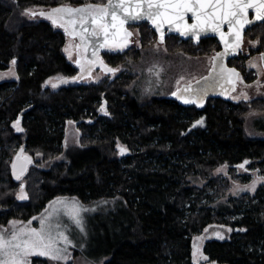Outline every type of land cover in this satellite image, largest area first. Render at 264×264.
<instances>
[{
  "label": "trees",
  "instance_id": "obj_1",
  "mask_svg": "<svg viewBox=\"0 0 264 264\" xmlns=\"http://www.w3.org/2000/svg\"><path fill=\"white\" fill-rule=\"evenodd\" d=\"M106 1L0 0V70L13 66L18 75L0 80V228L13 220L34 222L61 197L116 202L118 212L92 226L99 252L108 255L104 264H264V182L254 192L227 197L234 182H252L253 171L264 177V99L211 98L200 108L171 95L140 96L134 91L139 73L128 69L98 82L61 83L77 78L85 60L68 58V31L60 23L30 19L25 11ZM140 27L144 48L104 52L108 67L141 59L155 35L148 23ZM247 35L260 37L264 50V22ZM201 44L169 50L220 49L212 37ZM241 57L231 60L240 69ZM57 75L59 85L46 84ZM204 114L206 126L193 127ZM68 120L78 123L84 148L52 161L64 150ZM28 154L41 159L17 179L13 162ZM42 161L51 164L42 167ZM222 165L228 174H215ZM23 183L25 200L17 196ZM212 225L232 233L206 240L198 262L194 239ZM29 262L63 264L40 255ZM67 264H76V256Z\"/></svg>",
  "mask_w": 264,
  "mask_h": 264
},
{
  "label": "rangeland",
  "instance_id": "obj_2",
  "mask_svg": "<svg viewBox=\"0 0 264 264\" xmlns=\"http://www.w3.org/2000/svg\"><path fill=\"white\" fill-rule=\"evenodd\" d=\"M28 10L39 13L42 10H48V8L44 6L28 8L25 11L27 16L30 19H35L39 18L40 15L37 14L36 16H32L31 12ZM63 28L66 29L65 26H63ZM134 31L136 33V38L134 40L135 47L144 48L141 47V37H143L141 29L136 27ZM171 46L177 47L176 44L173 45L172 42L168 44L159 43L157 40H153L150 46L142 49L143 54L141 59L137 61L129 60L127 62L128 64L126 65H118L117 68L119 71H117L115 74H108L109 72H104L101 69H95L91 73L84 75L79 81L85 83L98 82L106 76L114 77L120 74V72L128 69L139 73V79L134 86V91L136 94L140 96H151L154 94L171 95L181 85V83L193 81L205 74L210 68L213 54L217 50L214 46H211L213 48H209L207 50H201V48L197 47L193 53L182 48L178 51L171 52L169 50V47ZM244 49L245 50L242 54L241 60L238 62V64L241 66L240 83L238 90L232 97H238L237 100L239 101H249L255 97H261L264 99V68L262 66L260 56V52L263 51V49H261L260 37L247 38ZM65 53L71 61L75 63L78 62L80 55L78 41L70 34V32H68V36L66 38ZM150 69L152 71H149ZM161 69L162 71H160ZM157 71H160L159 76L156 75ZM16 78H18V75L13 66L7 70H0V80ZM61 78L62 76L60 75L51 77L46 81V84L59 85L60 82H57V80L60 81ZM244 94H247L248 99H244ZM102 107L106 109L105 105L101 106V109ZM256 115L258 114L256 113ZM19 128L21 129V127ZM80 137L81 131L78 127V123L75 120H68L65 127V137L63 143L64 150L60 155L52 159V161L71 159L70 155L75 149L84 148L80 142ZM22 153H24V151ZM25 156L29 157L26 158L28 165L29 163H32L35 158L41 159V155H36L33 158L29 154ZM23 160L24 159H21L20 162ZM50 164L51 161H42L41 165L42 167H47ZM27 168L23 170L19 176L22 175L27 170ZM218 169L222 170L218 171ZM228 172L229 170L227 165L219 166L214 171L215 174H228ZM252 174L254 176L253 180L259 176L257 170L253 171ZM252 182L244 185L240 182H234L227 197L236 196L239 193L246 191L254 192L249 189L238 192L234 191L237 186L243 188L245 185H251ZM263 182L264 180L258 182L256 184L255 190ZM21 188H23L24 192L27 193L25 189V183L22 184ZM21 188L17 195L18 198ZM74 208L80 210V216L82 217L84 223L83 231H81V229L77 227L71 220L70 214L73 212ZM118 210L119 206L116 202L109 204L107 202L101 201L86 204L74 197H61L52 200L38 215L34 222L13 220L8 226L0 229L5 230L4 236L5 239H8L13 232H27L30 229L39 230L41 228L40 221L42 219L45 220L46 226L49 224L53 226V234H55L56 231L55 225L59 224L61 226L59 231L65 232V235L68 236L74 245V247L68 248V251L71 255L67 262L72 261L76 256V264H104V262L108 259V255L99 252L96 245V239H99L100 235H97V232H94L92 226L95 225L97 219L103 218L105 215L110 213L118 212ZM12 222L16 223L13 224ZM228 229L231 228L222 225H212L207 227L201 234L195 237L194 252L198 262L201 260L200 255L203 243L208 239H220V236H223V239L230 237L232 229L231 231H228ZM217 233H219L220 236H218Z\"/></svg>",
  "mask_w": 264,
  "mask_h": 264
},
{
  "label": "snow or ice",
  "instance_id": "obj_3",
  "mask_svg": "<svg viewBox=\"0 0 264 264\" xmlns=\"http://www.w3.org/2000/svg\"><path fill=\"white\" fill-rule=\"evenodd\" d=\"M250 9L255 12L254 20L248 18ZM28 11L31 12L32 16L37 14L47 16L54 25L60 23L62 27L65 23L74 25L78 23L82 29L79 33L80 39L85 44L92 43L93 56H96L100 48L112 46L115 37L121 34L124 39L117 46L119 48L126 47L127 37L132 35L125 28V25L129 22L148 20L157 29L162 28L164 24L174 25L182 30L185 35L191 33L197 40L202 32L209 30L220 32L221 27L226 24L229 28V35L233 37V42L231 45L225 42L226 52L217 54V57L223 59L229 48L235 52L243 44L242 32L246 25L264 21V0H108L105 5L85 4L77 8L61 6L52 9L50 13ZM189 13L194 21L190 25L186 22ZM58 14H63V16ZM64 16L67 17V20H64ZM220 35L221 39L224 40V33L220 32ZM163 38V32L161 31V41ZM262 59H264V56H262ZM12 63L15 64V60ZM104 67L107 72L112 74L119 71L118 68H111L107 65H104ZM160 71L156 72L157 76H159ZM229 71L237 76L239 75L235 69ZM61 82H67V79H62ZM53 87H56V85L54 84ZM184 91L185 93L190 92L187 88ZM190 94L200 96L202 99L204 90H191ZM173 95H176V93H173ZM181 98L183 99V97ZM233 99H238V97H233ZM244 99H248L247 94H244ZM184 102L200 103L201 100L185 99ZM101 110L105 111L106 109L102 107ZM249 115H256V113H249ZM19 123V120H17V130L22 131L19 128ZM202 123V119L197 121V124ZM121 151H126V149H121ZM17 158L19 159V157ZM248 163V161H244L239 167L244 168ZM15 167L16 165L13 164L14 169ZM221 170L218 169V171ZM17 179H20L19 175ZM262 180H264V177L257 176L251 185H245L243 188L237 186L234 191L238 192L245 189L255 191L256 184ZM19 199H27V193L24 192L23 188H21ZM70 215L73 223L83 231L84 223L80 216V210L74 208ZM12 223L15 224L16 222ZM40 224L41 228L39 230L30 229L27 232H13L8 239H5V230L0 229V264H29V257L33 255L44 256L52 261L67 264L71 255L68 248L74 247L72 241L65 235V232L59 231L61 227L59 224L55 225V234H53L51 224L46 226L43 219ZM228 231H231V229H228ZM217 235L220 236L219 233ZM223 238V236H220V239ZM205 259L207 258L205 257Z\"/></svg>",
  "mask_w": 264,
  "mask_h": 264
},
{
  "label": "water",
  "instance_id": "obj_4",
  "mask_svg": "<svg viewBox=\"0 0 264 264\" xmlns=\"http://www.w3.org/2000/svg\"><path fill=\"white\" fill-rule=\"evenodd\" d=\"M107 3H108V0L105 3H99V4L105 5ZM82 5H85V4L61 5V6H71L73 8H77V7H80ZM61 6H58V7H61ZM58 7H55V8H58ZM51 10H42V11L44 13H50ZM251 12L255 16L254 10L250 9L248 11V18L250 20H254V16L251 17ZM58 15L63 16V14H58ZM190 16H191V14L189 13L188 16L186 17V22L189 25L192 24L191 22H189V19H188ZM45 17H47V16H45ZM64 20H67L66 16H64ZM143 22H149L151 24V26L157 31V33L159 34V41H161V39H160L161 31L163 32V36H164L162 41L165 40L167 33H174V34L180 33L183 37H187V35H188V34L185 35L183 33V31L178 29L176 26L169 25V24H164L162 26V28L157 29L156 26L153 25L151 23V21H148V20H139V21L129 22L128 24L125 25V28L127 29L128 32L132 33L130 25L131 24H140ZM259 22H262V21H259ZM259 22H254L253 24L259 23ZM253 24L245 26V28L242 32L243 42H244L245 31L247 30V28L249 26H252ZM64 26L66 27L67 31L70 32V34L72 36H74L78 41L79 49L81 51L79 58L82 56L83 59L85 60V62H88L86 69H84V70L82 69L81 73L78 75V77L76 79L66 78L67 82H61L64 84H68L69 82H72V81H74V82L79 81L84 75H87V74L91 73L93 70H95L96 67L105 68L104 65H107V64H104L105 62L103 61L102 54L106 51L117 52V51H124V50L128 49L130 47L131 38L133 35V33H132V35L130 37H127L128 43H127L126 47L119 48L117 46L124 39L123 35L121 34V35L115 37V42L112 44V46H110L108 48H100L98 50L96 56H93L92 55V50H93L92 43L85 44L80 39L79 33H81L82 29L79 27V24L77 23L74 25V24L65 23ZM226 26L227 25L225 24L220 29V32L224 33V40L221 39L220 32H214V31L209 30V31L202 32L200 34V37L207 36V35L217 36L222 42V48L214 55L213 63H212V66H211L209 72L206 75L202 76L201 78L196 79L193 82L184 83L180 88H178L174 92V93H176V95L171 94L172 99L177 100L183 104H195L198 106H202L206 103V101L209 98L228 99L230 97V95L237 89L238 83H239V78H240V70L237 67L230 65L229 59L237 56L240 53V51L243 48V44L238 49H236L235 52L231 51V48H229L227 50V54L223 57V59H220L219 57H217L218 53H225L226 52L225 42H227L229 45H231L233 42V37L229 35V30L225 31ZM166 30H168V32H166ZM195 39H196V37H195ZM198 41H199V39L195 40V42H198ZM262 56H264V51L261 53V61H262V65L264 68V59H262ZM100 61H102L103 63L101 64ZM230 69H235L236 73H238L239 75L237 76L236 74L230 72L229 71ZM186 88L189 89L190 92H191V90H196V89L204 90V94L202 96V99L200 96H192L190 94V92L185 93L184 90ZM181 97H183V99ZM185 99H189V100H198L199 99V100H201V102L200 103H185L184 102ZM193 127H194V125H193ZM22 152L23 151H20L19 155H21ZM19 155L17 157H19ZM17 157L15 158V161L13 162V164L16 165L15 169L13 168V172H14V175L16 177L19 174H21V172L28 167L26 160H23L22 162H20L21 158L19 157V159H18ZM243 163L244 162H242L241 164H243Z\"/></svg>",
  "mask_w": 264,
  "mask_h": 264
},
{
  "label": "flooded vegetation",
  "instance_id": "obj_5",
  "mask_svg": "<svg viewBox=\"0 0 264 264\" xmlns=\"http://www.w3.org/2000/svg\"><path fill=\"white\" fill-rule=\"evenodd\" d=\"M48 8V10H51V9H54L55 7H47ZM254 16V14L251 12V17H253ZM189 22H191V23H193L194 21H193V18H192V16H190L189 18ZM262 22H264V21H262ZM262 22H259V23H255V24H253L252 26H249L248 28H247V30L245 31V35H244V42H243V48H242V50L240 51V53L237 55V56H235V57H233V58H231V59H229V64L230 65H232V66H235V67H237L235 64H232L231 63V60L232 59H235V58H237V57H239L240 56V54H243L244 53V48H245V46H246V39L247 38H249V36L247 35V33L249 32V30L251 29V28H253L255 25H257V24H260V23H262ZM143 23H148L149 25H150V28H151V30L153 31V33H154V35H155V38H154V40H157L159 43H170V42H172V44L174 45V44H176V45H179V46H192V47H196V46H201V45H203V44H201L202 43V41L203 40H205V39H207V38H215L216 40H217V42L219 43V46H220V49L222 48V42H221V40L217 37V36H215V35H207V36H203V37H200L199 38V41L198 42H195V37L191 34V33H189L188 35H187V37H183L180 33H167V35H166V38H165V40L164 41H159V34L157 33V31L151 26V24L149 23V22H143ZM143 23H140V24H131L130 25V28H131V30H132V33H133V35H132V38H131V44H130V47H135V44H134V40H135V38H136V33H135V31H134V29L136 28V27H139L140 29H141V27H140V25H142ZM229 30V28H228V26H226L225 27V31H228ZM166 32H168V30H166ZM141 43H142V37H141ZM211 45V44H210ZM141 47H143V43H142V46ZM220 49H217L215 52H214V54H213V58H214V55L220 50ZM264 51V50H263ZM263 51H261L260 52V56H261V53L263 52ZM102 58H103V61L105 62L104 64H107V62H106V59H105V57H104V54H102ZM213 58H212V63H213ZM80 58H78V60H79ZM212 63H211V66H212ZM261 63H262V61H261ZM85 64V65H84ZM87 65H88V62H83V64L82 65H80L81 67V71H82V69L84 70V69H86V67H87ZM211 66H210V68H211ZM263 66V65H262ZM115 68H117V66L115 67ZM210 68L208 69V71L205 73V74H203V75H201L200 77H198V78H201L202 76H204V75H206L208 72H209V70H210ZM239 70H240V78H241V69L239 68V67H237ZM96 69H101V70H103L104 72H106L107 70L105 69V68H102V67H96ZM197 78V79H198ZM240 78H239V83H240ZM196 80V79H195ZM195 80H193V81H195ZM193 81H189V82H193ZM189 82H187V83H189ZM185 82H183V83H181V85L178 87V88H180L183 84H184ZM239 83H238V87H239ZM238 87H237V89L230 95V97L227 99V100H231V101H239V100H237V99H233V95H234V93L238 90ZM177 88V89H178ZM176 89V90H177ZM175 90V91H176ZM174 91V92H175ZM173 92V93H174ZM172 93V94H173ZM255 98H261V97H255ZM211 98H209L207 101H206V103L204 104V105H202V106H198V107H200V108H203L207 103H208V101L210 100ZM253 99V98H252ZM203 120V123L202 124H197V121H200V120ZM194 125H195V127H199V128H204L205 126H206V115L204 114V115H202L201 117H199L197 120H195L194 121ZM240 165V164H239ZM246 166V165H245ZM244 166V167H245Z\"/></svg>",
  "mask_w": 264,
  "mask_h": 264
}]
</instances>
